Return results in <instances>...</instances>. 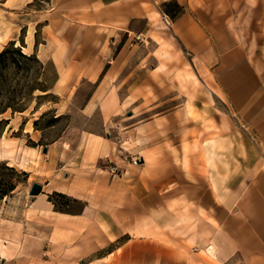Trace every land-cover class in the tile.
<instances>
[{"label": "crops", "instance_id": "1", "mask_svg": "<svg viewBox=\"0 0 264 264\" xmlns=\"http://www.w3.org/2000/svg\"><path fill=\"white\" fill-rule=\"evenodd\" d=\"M35 1L0 0L7 14L35 19L25 24L24 53L37 55L46 96L99 119L78 140L71 166L56 151L71 128L48 146L51 172L85 178L115 151L105 133L121 127L135 142L131 154L145 159L139 181L148 190L172 184L164 193L174 198L179 186L182 218L185 200L187 215L198 205L189 200H202L203 222L187 247L215 264H264V0H38L44 6L34 15H19ZM7 29L5 41L16 42L19 33ZM14 148L0 137V161L31 176L42 147L18 157Z\"/></svg>", "mask_w": 264, "mask_h": 264}, {"label": "rangeland", "instance_id": "2", "mask_svg": "<svg viewBox=\"0 0 264 264\" xmlns=\"http://www.w3.org/2000/svg\"><path fill=\"white\" fill-rule=\"evenodd\" d=\"M40 1L19 15H34L44 6ZM1 4L0 32H4V41L0 53H10L0 66V137L13 144L17 157L27 147L42 148L32 157L34 162L28 168L33 172L31 176L18 165L11 167L9 162L0 161V181L12 182L16 187L0 202V264H215L211 254L201 251L196 255V250L186 243L188 237H196V225L203 222V215L196 211L202 200H189L198 203L191 205L194 211L189 215L185 200L182 218L179 182L173 183L178 186L174 198H165L164 193L172 184L157 183L148 190L150 186L139 181L145 159L138 166L133 164L132 159L140 156L131 154L135 142H131L132 136L124 139L121 127L105 133L115 151L98 166L89 168L85 178H70V168L64 169L67 173L51 172L53 168L48 167L45 156L48 146L71 128L56 150L63 154L65 165L71 166L78 140L97 130L99 119L85 117L80 104H60L58 101L64 98L46 96L47 86L37 55L24 53L25 24L32 27L35 19L9 15ZM7 27L19 33L16 42L5 41ZM34 35L36 44L40 43L42 35ZM25 131L34 132L35 140L41 138L39 144L29 139ZM131 167L136 169L133 176L128 173ZM46 178L52 179L60 192L49 187L40 195L31 196L33 184L48 185ZM61 183L65 184L63 191ZM80 192L84 198L75 196Z\"/></svg>", "mask_w": 264, "mask_h": 264}, {"label": "trees", "instance_id": "3", "mask_svg": "<svg viewBox=\"0 0 264 264\" xmlns=\"http://www.w3.org/2000/svg\"><path fill=\"white\" fill-rule=\"evenodd\" d=\"M10 53L9 50H4L0 53V66L5 62L6 56ZM1 114V113H0ZM1 123V122H0ZM16 190L15 184L12 182L0 181V202L10 196Z\"/></svg>", "mask_w": 264, "mask_h": 264}, {"label": "built area", "instance_id": "4", "mask_svg": "<svg viewBox=\"0 0 264 264\" xmlns=\"http://www.w3.org/2000/svg\"><path fill=\"white\" fill-rule=\"evenodd\" d=\"M161 21L164 24V26H166L167 28L171 27V21H170L168 16L162 15ZM132 160H133V164L136 166H138L139 164H142V158L141 157H136V158H133Z\"/></svg>", "mask_w": 264, "mask_h": 264}, {"label": "water", "instance_id": "5", "mask_svg": "<svg viewBox=\"0 0 264 264\" xmlns=\"http://www.w3.org/2000/svg\"><path fill=\"white\" fill-rule=\"evenodd\" d=\"M43 192V186L39 185V184H33L31 191H30V195L31 196H38Z\"/></svg>", "mask_w": 264, "mask_h": 264}, {"label": "bare ground", "instance_id": "6", "mask_svg": "<svg viewBox=\"0 0 264 264\" xmlns=\"http://www.w3.org/2000/svg\"><path fill=\"white\" fill-rule=\"evenodd\" d=\"M4 41V38L0 36V45L2 44V42ZM26 50V48H25ZM26 153V152H25ZM25 156V155H24Z\"/></svg>", "mask_w": 264, "mask_h": 264}]
</instances>
